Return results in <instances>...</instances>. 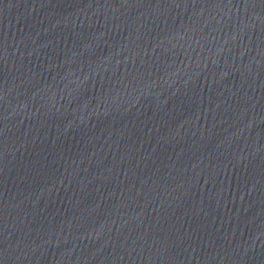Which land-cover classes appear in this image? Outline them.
<instances>
[{"label":"water","instance_id":"95a60500","mask_svg":"<svg viewBox=\"0 0 264 264\" xmlns=\"http://www.w3.org/2000/svg\"><path fill=\"white\" fill-rule=\"evenodd\" d=\"M0 264H264V0H0Z\"/></svg>","mask_w":264,"mask_h":264}]
</instances>
